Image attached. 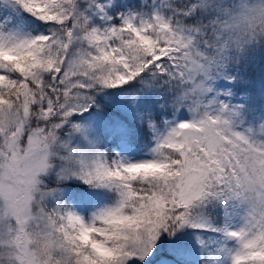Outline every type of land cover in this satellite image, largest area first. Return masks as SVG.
I'll return each instance as SVG.
<instances>
[{
	"label": "snow or ice",
	"instance_id": "1",
	"mask_svg": "<svg viewBox=\"0 0 264 264\" xmlns=\"http://www.w3.org/2000/svg\"><path fill=\"white\" fill-rule=\"evenodd\" d=\"M0 3L49 25L24 35L0 18V264H159L161 247L184 264L186 228L235 241L231 264H264V66L249 53L264 43V0H159L147 13L117 0ZM105 89L145 99L153 132L156 106L190 116L165 120L152 158L130 161L78 122ZM72 179L116 202L81 215L62 198ZM236 201L238 226L213 223L209 204Z\"/></svg>",
	"mask_w": 264,
	"mask_h": 264
},
{
	"label": "rangeland",
	"instance_id": "2",
	"mask_svg": "<svg viewBox=\"0 0 264 264\" xmlns=\"http://www.w3.org/2000/svg\"><path fill=\"white\" fill-rule=\"evenodd\" d=\"M135 1V0H132ZM147 1V0H146ZM133 7L129 9H143L146 13L151 10V8L157 6L159 4V0H150L148 6H144L146 2H142V0H138ZM16 14L10 12L7 14L2 15L0 12V18H6L9 21V27L18 33L24 35H37L40 33L47 34L49 27L46 29L43 28L44 26H39L36 23H30L24 19L15 16ZM242 65V64H241ZM236 67H239L237 65ZM227 70L232 71L234 70L233 67H229ZM229 81L224 79H218L214 81V87L218 90H223L224 86L228 85ZM233 103H241L242 101L237 98L232 101ZM148 110V108H147ZM160 109L156 106L155 111L153 112V118L157 121V132H154V139L150 143L147 140L146 135L143 136L145 140L140 144L134 145L127 140H121L117 147H115V153H119L120 157L125 158L130 161H139L144 159L152 158V148L155 146L156 139L155 136L158 134H164L167 131V128L164 125V121H179L183 119H188L190 113L188 112L187 108H179L175 110V112L169 116L164 117L161 115L160 118H157V114L160 113ZM261 113L259 111L254 113H249L247 116L244 117V126H254ZM85 124L90 126V135H92L96 129H98L97 122L91 120ZM147 124V123H146ZM63 201L71 204L76 211H78L81 215L85 217H90L91 214L97 211L100 208L105 206L113 205L116 202L117 194L110 188L101 186L98 190H91L86 191L84 194H81L79 191L75 190L70 186H66L63 191ZM217 205V204H216ZM223 207V215L225 220L231 224L232 227L238 226L241 221V218L244 215L245 207L240 202L236 201L233 202L228 206L227 212ZM210 213L213 214L215 217L216 208L210 206ZM215 222V219L213 220ZM207 232V233H206ZM206 233V238L209 243V248L206 250L208 262L206 264H231V253L236 248L235 241L227 238L222 232L213 231L212 229H193L187 231L185 234L190 238L192 242L193 253L191 251L182 257L181 259L186 263L187 261H192L196 264L198 261H201L202 258L199 259L201 256L199 250L203 247L201 244L200 246L196 244L197 241L203 242L204 234ZM197 237H200L198 240ZM164 259H161L159 264H168V260L166 256H163Z\"/></svg>",
	"mask_w": 264,
	"mask_h": 264
},
{
	"label": "trees",
	"instance_id": "3",
	"mask_svg": "<svg viewBox=\"0 0 264 264\" xmlns=\"http://www.w3.org/2000/svg\"><path fill=\"white\" fill-rule=\"evenodd\" d=\"M138 0H117L118 7L122 10H127L133 7ZM150 0H147L144 6L149 5ZM136 6V5H135ZM0 12L2 15L12 12L13 10L9 5L0 3ZM21 19L29 21L30 23H36L39 26H44L43 28L49 27L48 24L38 20L35 17L30 16L27 13L20 12L15 15ZM249 53H251V62L257 67L264 66V43H259L253 45L249 48ZM244 63L243 58L241 59V64ZM260 76L264 77V70L260 72ZM98 101L100 102V107L97 108L95 105L87 113L77 114L80 118L78 122L87 123L91 120L97 122L98 129L89 136L98 142L100 150L114 155L112 146L117 144V141L123 137L129 138L132 142L137 144L140 140L138 136L142 131H145L146 121L142 120L138 113L147 111L148 103L141 96L135 98L125 95L120 89H105L103 92L97 94ZM170 108V107H169ZM164 111V109L162 110ZM66 185L84 194L86 191L98 190L100 187H92L88 184L83 183L79 179H72L66 182ZM210 206L216 208L215 222L218 223L221 216L219 204H209L207 206L210 212ZM213 216L212 213H210ZM192 230V228H186L182 230L185 234L187 231ZM162 239H167L166 235ZM197 245H203L199 250L202 258L200 264L206 262L204 255V248L206 247V240L201 243V241L196 242ZM192 242L189 252L193 253ZM172 253L167 249V247H161V256H171ZM184 264H194L192 261H187Z\"/></svg>",
	"mask_w": 264,
	"mask_h": 264
}]
</instances>
